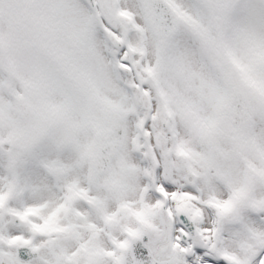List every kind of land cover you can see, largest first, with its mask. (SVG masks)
<instances>
[{
	"label": "snow or ice",
	"instance_id": "obj_1",
	"mask_svg": "<svg viewBox=\"0 0 264 264\" xmlns=\"http://www.w3.org/2000/svg\"><path fill=\"white\" fill-rule=\"evenodd\" d=\"M0 264H264V0H0Z\"/></svg>",
	"mask_w": 264,
	"mask_h": 264
}]
</instances>
